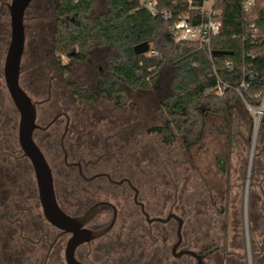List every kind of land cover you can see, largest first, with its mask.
<instances>
[{
    "label": "flooded vegetation",
    "instance_id": "1",
    "mask_svg": "<svg viewBox=\"0 0 264 264\" xmlns=\"http://www.w3.org/2000/svg\"><path fill=\"white\" fill-rule=\"evenodd\" d=\"M6 4H1L0 20ZM54 10L53 5L52 43L48 44L51 49L41 51H48L49 59L59 55L53 48L57 23ZM100 49L90 51L84 61H73L74 53L65 54L69 63L61 64L58 59L52 70L56 71L54 75H48L49 59L41 54L33 70V91L22 87L30 97H35L31 98L36 103L38 127L33 137L51 169L57 205L70 218L83 219L78 227L83 241L68 257L67 249L75 237L74 231L59 228L47 220L33 166L23 155L19 141L18 153L6 147L8 135L6 129H2L0 173L6 177H1L0 181V264H197V259L187 251L203 256L204 264L207 260H215L217 264L218 254L208 256L215 248L202 251L201 209L196 195L188 193L190 182L181 176L178 185L173 187L171 201L172 177L164 161L145 166L148 170L143 167L152 161L146 160L148 150L145 155L139 148L142 119L139 114L123 111L129 102L123 105L118 99L102 95L95 106H90L76 96L78 89L94 88L98 74L106 72V56ZM24 56L25 52L20 81L25 69L30 67L22 65ZM26 78L24 85L29 84ZM156 100L159 105L163 104L160 95ZM107 101L113 102L119 113L99 112L101 102ZM152 118L154 120V116ZM181 149L187 153L185 148ZM258 155H264V146ZM162 164L163 176L159 173ZM156 184L158 187H154ZM255 185L261 199L258 206L254 204L258 215L253 224L257 225H254L259 232L256 243L260 247V259L256 261L264 264V175L253 183ZM248 190L247 196L245 191L243 226L248 250L246 264H256L252 260V240L246 219ZM171 212L182 220L181 241L175 250L179 222L174 217L168 219ZM218 214L217 207L215 237L220 243L223 238L219 236ZM85 232L95 236L85 239ZM141 243L146 245L143 248H147L148 257L139 256Z\"/></svg>",
    "mask_w": 264,
    "mask_h": 264
},
{
    "label": "trees",
    "instance_id": "2",
    "mask_svg": "<svg viewBox=\"0 0 264 264\" xmlns=\"http://www.w3.org/2000/svg\"><path fill=\"white\" fill-rule=\"evenodd\" d=\"M53 5L57 19L53 38L55 51L66 55L74 53L73 61H84L95 48L109 52L106 72L98 74L96 86L90 91L78 89L76 92L88 105L95 106L102 95L125 105L127 89L152 91L163 68H172L173 94L159 108L165 122L147 129L148 134L160 136L166 146L179 143L180 148L189 152L200 140L198 121L201 120L202 127L207 113L226 115V104L233 99L256 107L264 96V0H257L253 13L260 36L255 41L251 39L250 21L243 14L240 0H221L223 27L210 48L194 41H177L171 23L153 17L139 0H107V11L96 17L92 16L95 0H54ZM143 43H148L149 51L157 54H136L135 47ZM230 63L231 68L227 66ZM244 77L251 78V87L241 88ZM219 80L223 86H228L222 87L223 96L218 93ZM262 123L264 128V120ZM2 129L5 128L0 123V135ZM226 163V158L217 160V167L225 176L228 175ZM4 176L0 173V181ZM214 202L211 206L204 204L203 208L202 201L197 200L201 209L202 251L215 248L208 256L218 254L220 263L217 264H246V256L233 252L245 245L242 213L239 211L236 217L231 215L229 202L222 199L225 205L221 210L218 207V224L223 242L219 243L215 237L217 202ZM253 222L250 221L252 260L257 264L259 232ZM234 239L239 240L238 246L233 244ZM144 246L140 244V257L149 256Z\"/></svg>",
    "mask_w": 264,
    "mask_h": 264
},
{
    "label": "rangeland",
    "instance_id": "3",
    "mask_svg": "<svg viewBox=\"0 0 264 264\" xmlns=\"http://www.w3.org/2000/svg\"><path fill=\"white\" fill-rule=\"evenodd\" d=\"M2 1L0 0V7L2 3L11 2V0ZM53 2L54 0H35L25 19L26 47L22 65L26 68L25 66L28 64L30 69H25L24 77H21L20 82L22 87L31 88L32 91L35 87V83L32 85L33 70L38 65L37 60H40L41 54L44 59L48 60L50 57L48 51L51 47L48 44L52 43L53 26L51 12ZM105 11H107V0H95L92 16L96 17ZM2 17L0 20V123L8 132L6 147L18 153L17 129L19 113L9 96L3 78L4 60L10 40V15L7 8H5L4 16ZM43 48H48V51L41 53ZM100 51L104 52L105 56L109 53L105 48L100 49ZM62 55L60 57L59 53L55 59H49L47 62L48 75L56 73V71L52 70L55 69V63L58 59H60L61 64L69 63L67 56L65 54ZM26 76V80L29 82L28 85H24L23 82ZM73 79L77 78L74 77ZM172 80V68L167 66L160 72L152 91L143 93L133 92L128 89L129 103L123 108V111L126 112L128 110L135 115L139 114L142 119L139 126V148L145 152V155L148 150L149 157L146 160L152 161L146 162L143 167L147 169L145 166L151 167V163L157 165L162 160L164 161L163 164L168 168L172 177L171 201H173L174 195L173 187L175 184L178 185V180L182 176L181 178H186L187 182H190L188 193L192 196L196 195V198L202 201L203 208L205 207L204 204L208 203L211 206L215 201L217 202V207L221 210L225 205L222 199L225 198L229 202L230 214H234L235 217L238 216L240 211L244 218L245 191L247 196V189L249 188L248 197H246V219L251 232V223L253 220L255 221L258 215L254 204L258 206L261 203V199H259L260 191L256 185L253 186V183H257L258 179L264 175V155H258L261 147L264 146V128L262 126V121L264 120V96L256 107H251L247 102L233 99L226 104V115L207 113L202 127L201 120L198 121L200 127L199 142L185 154L179 143L166 146L160 136L145 133V130L150 127L164 124L165 120L159 110L160 105L156 100V96L160 95L162 101L172 96ZM28 93L30 94L29 91ZM31 97L33 100L35 99L34 96ZM262 107L263 114L260 116L261 120L254 156L252 163H250L255 125L258 122L259 112ZM99 112H105L106 114L119 113V108H116L113 102L107 101L105 104L101 102ZM219 158L227 159L225 166L228 171L227 176L223 175L217 167ZM163 164L159 168L161 176L165 175L163 173ZM149 176L151 177V175ZM153 177H156V175ZM238 241L234 239L233 244L238 246ZM247 251L246 241L244 248L233 250L235 255L240 256H246ZM218 262L220 263V260ZM215 263V260H207V264Z\"/></svg>",
    "mask_w": 264,
    "mask_h": 264
},
{
    "label": "water",
    "instance_id": "4",
    "mask_svg": "<svg viewBox=\"0 0 264 264\" xmlns=\"http://www.w3.org/2000/svg\"><path fill=\"white\" fill-rule=\"evenodd\" d=\"M33 1L34 0H11V2L6 4L10 15V40L4 60L3 77L10 98L19 113L18 141L23 155L30 160L33 166L44 215L52 224L68 231H74L75 233V237L70 241L67 249V255L69 257L73 255L75 247L83 241L80 238L82 235L78 231V227L82 225L83 219L70 218L64 214L57 205L51 169L33 137L34 131L38 127L36 124V103L33 102L32 98L20 84L21 62L26 46L25 14ZM149 50L150 46L148 43H143L135 47V53L138 55L146 54ZM263 107L259 112L258 122L261 120L260 116L263 114ZM258 122L255 125L250 163H252L253 160L259 131ZM172 217L176 218L179 222V240L174 246L175 250L178 248L181 241L182 220L171 212L168 219ZM84 235L85 239L95 236L88 232H85ZM186 253L194 256L197 259V264H204L203 256L196 255L190 251ZM68 261L71 262V260Z\"/></svg>",
    "mask_w": 264,
    "mask_h": 264
},
{
    "label": "built area",
    "instance_id": "5",
    "mask_svg": "<svg viewBox=\"0 0 264 264\" xmlns=\"http://www.w3.org/2000/svg\"><path fill=\"white\" fill-rule=\"evenodd\" d=\"M153 17H160L171 23V30L177 41L188 40L198 42L210 48L212 40L220 34L223 27L224 11L221 0H139ZM245 17L249 18L252 41L260 39L259 30L253 21V13L257 0H240ZM155 56L154 50L148 52ZM229 68L232 64L227 65ZM244 70H246L244 68ZM224 84L219 80L218 93L224 95ZM251 78L244 77L241 88H249Z\"/></svg>",
    "mask_w": 264,
    "mask_h": 264
},
{
    "label": "bare ground",
    "instance_id": "6",
    "mask_svg": "<svg viewBox=\"0 0 264 264\" xmlns=\"http://www.w3.org/2000/svg\"><path fill=\"white\" fill-rule=\"evenodd\" d=\"M260 122H258V129H259Z\"/></svg>",
    "mask_w": 264,
    "mask_h": 264
}]
</instances>
